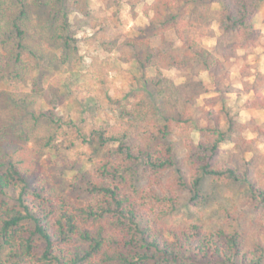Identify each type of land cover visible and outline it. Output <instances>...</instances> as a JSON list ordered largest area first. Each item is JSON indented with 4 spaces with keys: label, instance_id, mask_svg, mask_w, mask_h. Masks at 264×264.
Listing matches in <instances>:
<instances>
[{
    "label": "trees",
    "instance_id": "obj_1",
    "mask_svg": "<svg viewBox=\"0 0 264 264\" xmlns=\"http://www.w3.org/2000/svg\"><path fill=\"white\" fill-rule=\"evenodd\" d=\"M10 1L0 0V49L8 58L4 62L0 51V80L22 78V49L28 48L33 54L45 41H28L34 37L28 33L36 31L26 18L28 5L16 0L12 6H5ZM261 1L151 0L142 4V12L151 30L162 37L173 32L181 42L187 59L181 60V53H176L177 59L170 64L177 61L181 70L196 62L201 64L213 75L214 90L221 92L220 76L213 73L222 64L217 58L229 60L238 50L256 45L260 34L251 16ZM127 2L134 9L142 1ZM212 5L218 12L207 11ZM213 21L219 33L215 53L200 42L217 35ZM62 25L51 36L68 45L71 37L64 31L70 24L65 15ZM151 58V53L145 55L148 62ZM132 61L136 83L125 99L129 94L134 99L116 100L118 110L112 119L104 120V125L89 135L76 129V136L68 140L70 145L81 138L96 149L108 148L107 154L99 156L93 172L80 174V188L89 195L87 200L57 191L45 175L47 167L32 157L27 163L25 157L18 156L35 141L39 116L44 112L32 110L23 97L17 107L11 104L5 119L0 114V264H264V243L258 233L248 246L249 239L238 226L213 232L199 223L180 226L168 222L185 196L173 182L162 180L167 169L177 165L173 155L179 135L189 170L187 183L179 168L175 173L190 191L192 204L201 200V183L209 178L212 182L245 183L262 210L264 189L250 167L253 160L246 158L247 152L256 149L255 140L244 135L247 125L233 117L223 125L207 108H201L196 116V95L206 91L197 89L201 81L175 85L161 73L150 80L142 71L143 61L140 67L137 59ZM251 85L254 96L246 100V107L264 109L263 90ZM15 123L18 128L12 129ZM193 130L199 133L197 140L189 136ZM11 133L22 144L4 154ZM51 135L45 134V143L56 158ZM225 141L233 146L227 158L219 161L216 156Z\"/></svg>",
    "mask_w": 264,
    "mask_h": 264
},
{
    "label": "rangeland",
    "instance_id": "obj_2",
    "mask_svg": "<svg viewBox=\"0 0 264 264\" xmlns=\"http://www.w3.org/2000/svg\"><path fill=\"white\" fill-rule=\"evenodd\" d=\"M22 1L28 5L26 18L30 27L36 29L28 33L34 36L28 41L37 44L40 38H45L46 42H40L41 47L36 48L33 54L28 48L22 49V78L0 80V114L5 119L11 104L17 107L23 97L32 110L44 112L39 116L35 143L29 142L28 150L23 148L18 156L25 157L27 163L32 157L35 163L47 167L45 175L57 191L80 201L89 199L86 191L80 188V174L93 172L99 156L107 154L108 148L96 149L81 138L76 139L74 145H70L68 140L76 136V129L89 135L93 129L103 126L104 120L112 119L118 110L116 100L134 99L132 94L125 99L136 83L131 65L133 59L138 60V67L142 66L140 60L143 61L141 70L150 80L161 73L175 85L201 81L197 89L206 91L196 95L199 108L195 111L196 116L201 108H207L218 115L223 125L230 117L245 123L248 127L245 137L253 138L256 144V149L247 152L246 158L253 160L250 167L264 189V132L261 131L264 130V109L254 110L245 105L246 100L254 96L251 84H256L264 92V1L258 4L251 16L253 26L260 34L256 45L248 50H238V55L229 60L217 58L222 64L214 68L213 73L215 77L220 76L221 92L214 90V77L201 64L193 63L185 70L179 69L177 61L170 64L177 59L176 53H181V60H186L187 55L173 32L162 37L148 27L142 4L151 0H141L134 9L130 8L127 0ZM14 2L16 0H11L5 6H12ZM217 9L212 5L207 11L216 13ZM64 15L70 24L64 31L65 36L71 37L67 40L68 45L51 36L55 29L62 28ZM212 25L217 35L202 38L200 42L209 52L215 53L219 33L217 22L213 21ZM132 41L136 43L132 44ZM159 49L160 53H157ZM0 51L4 62L7 61L6 51ZM147 53L152 54L149 62L145 60ZM162 53L166 55L162 56ZM35 88L39 90L36 92ZM145 96L150 97L148 94ZM15 128H18L16 123L12 129ZM52 130L56 133L51 135ZM48 133L53 137L51 145L57 150L56 158L49 154L45 143L47 137L44 136ZM189 136L197 140L199 133L193 130ZM5 144L4 154L19 148L22 141L11 133L10 142ZM232 146L230 141L221 143L216 159H226ZM184 156L183 139L176 135L173 159L177 165L167 169L162 180L173 182L175 188H180L178 191L185 200L168 222L180 226L199 223L213 232L238 226L244 238L249 239L248 246L256 233L264 243V208L261 210L257 200L251 198L245 183L212 182L205 178L201 183V200L195 204L189 201L190 191L184 188L175 173L179 168L185 176L184 181L189 179ZM78 167L82 169L77 171Z\"/></svg>",
    "mask_w": 264,
    "mask_h": 264
}]
</instances>
